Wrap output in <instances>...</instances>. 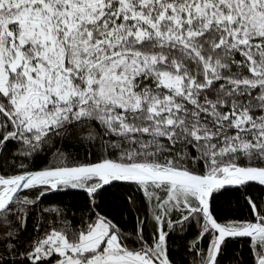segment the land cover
<instances>
[{
	"label": "snow or ice",
	"instance_id": "1",
	"mask_svg": "<svg viewBox=\"0 0 264 264\" xmlns=\"http://www.w3.org/2000/svg\"><path fill=\"white\" fill-rule=\"evenodd\" d=\"M0 264H264V0H0Z\"/></svg>",
	"mask_w": 264,
	"mask_h": 264
}]
</instances>
